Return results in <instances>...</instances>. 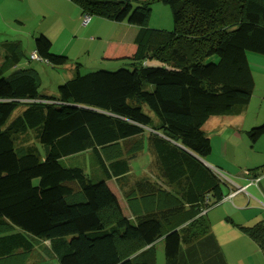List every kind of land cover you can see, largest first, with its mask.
Masks as SVG:
<instances>
[{"label":"trees","instance_id":"1","mask_svg":"<svg viewBox=\"0 0 264 264\" xmlns=\"http://www.w3.org/2000/svg\"><path fill=\"white\" fill-rule=\"evenodd\" d=\"M71 1L83 15L136 27L137 50L115 71L83 74L76 64L47 96L24 41L1 40L0 228L18 232L0 237V264L28 256L36 241L49 243L57 264H157L159 244L164 264H228L208 213L238 189L200 161L212 152L202 127L252 100L248 54L264 56V0ZM156 3L173 9V32L150 27ZM34 48L33 62L55 70L70 62L44 35ZM247 135L264 137V124ZM146 146L160 182L133 178L126 189ZM242 231L264 255L263 223Z\"/></svg>","mask_w":264,"mask_h":264},{"label":"crops","instance_id":"2","mask_svg":"<svg viewBox=\"0 0 264 264\" xmlns=\"http://www.w3.org/2000/svg\"><path fill=\"white\" fill-rule=\"evenodd\" d=\"M11 14L17 17L15 22L23 26H26L24 21L29 15L42 16L44 22H47L44 24L45 27L38 28L37 32L51 42L52 52L58 54L54 51H56V45H60L59 55H65L68 58H70V53L76 55L73 65L63 74L65 77L61 80L63 82L58 81L59 86L60 83L63 84L74 75L76 64L80 65L81 73H84L82 70L85 69L84 61L86 60H91L93 65L110 63L114 67L122 66L123 60L131 58L137 50L134 42L138 31L136 27L97 17H92L90 24L84 27L82 25L83 14L71 0H0V22L3 23L4 27H13L10 20ZM51 15L55 16L56 19L51 20ZM65 15H67L69 24L65 23ZM94 49V53L91 54ZM32 53H35L34 47L28 54L29 59ZM86 57L88 59L83 60ZM248 61L255 83L252 100L248 105L233 113L215 115L206 121L202 129L210 138L212 152L204 161L207 167L220 170L228 178L233 189L245 188L244 191L235 194L232 199L226 198L224 203L218 205V209L211 210L210 214H213L211 221L216 223L217 220L223 219L231 224L232 239L241 251L246 252L245 256L237 260V264H264L263 253L242 231L244 226L251 227L258 223L264 225V137L252 142L247 135V132L253 128L264 124V56L250 53L248 54ZM32 62V60L30 63L26 62V65L35 70L38 75L37 69L31 66ZM37 64L44 66L42 67L44 70L46 68L52 69L46 63ZM96 67L98 66H94L92 71ZM146 147L149 148V146ZM147 155L149 164L151 165V162L153 164L155 156L151 148H149ZM139 156L134 160H137ZM150 165L146 172L141 174L142 176H137L131 165L130 175L137 180L150 178L160 182L158 167L155 166V169H152ZM253 178H260V180L248 186L249 180ZM108 185L111 188L110 183ZM111 190L114 192L112 188ZM116 196L118 197L117 194ZM124 201L125 204L123 205L119 199L123 213L132 220L131 211L125 199ZM6 222L8 223V221ZM8 231L11 233L4 235L17 233L18 229L0 228V232ZM38 242H34L35 247L28 256L25 254L17 258L6 259L5 264H57L55 257L50 254L48 242L42 241L43 244L40 243L39 245L44 248V254L42 253L40 257L35 255V252L39 253L37 251Z\"/></svg>","mask_w":264,"mask_h":264},{"label":"rangeland","instance_id":"3","mask_svg":"<svg viewBox=\"0 0 264 264\" xmlns=\"http://www.w3.org/2000/svg\"><path fill=\"white\" fill-rule=\"evenodd\" d=\"M56 17L51 15V20H55ZM10 20L12 21V26L13 27H4L3 23L0 22V42H2L1 40H3V38H8L10 40H12V36L14 35H18L20 41H24V44L26 46V54L28 55L34 47V41H35V37L40 36V33L37 32V29H41L44 26V24L47 22H44V19L42 16L38 17V16H34V15H29L28 17L25 18L26 21H24L26 23V26L20 25L18 23L15 22V20H17V17H15L14 15L11 14ZM65 23L69 24V20L67 19V15H65ZM150 27L158 30V31H162L165 33H171L174 31V11L173 9L165 4L162 3H156L152 6V12H151V17H150ZM37 35V36H36ZM35 36V37H34ZM65 38H67L65 36ZM17 40V39H15ZM58 54L61 51V47L60 45H56L55 48ZM95 49L93 51H91V54L94 53ZM70 62L69 64H67L64 68L59 69V70H52L49 68H46V70H44L42 67V65L37 64V63H33L31 64L32 68H36L38 71V79H39V86H38V90L40 93H46V94H57L58 92V87H59V83L58 81H61L62 78H65L63 76V74H65L66 71H68V69L71 67V65H73V60L76 59V55L74 56L73 53H70ZM88 59V57L84 58L83 60ZM105 65H108V67H105ZM113 64L110 63H100L98 65H93V62L91 60H86L84 61V70H82V72H84L83 74L87 73V72H91L94 68V66H98L96 67L95 70H100L101 68H104V70H111V71H115L117 70L119 67H121V65L119 66H111ZM147 66H157L160 65V62L157 60H148L146 62ZM108 68V69H105ZM47 71V72H46ZM62 83H60L61 85ZM22 111V108H18L12 115V117L9 120V123ZM28 136V135H27ZM22 144H26L28 142L31 143V138L30 137H26V139H23L21 141H19ZM148 150L149 148L146 147L142 152L141 155L139 156V158L137 160H133L131 161V165H132V169L133 171L136 173L137 176H142L141 174L146 172V170L149 167V157H148ZM151 160V159H150ZM150 167L152 169H155L151 162ZM133 177L131 176H127V180L125 183V188H129L131 182H132ZM111 188L114 190V192L118 195L120 202L124 205L125 201H124V197L119 189L118 184L115 181H111L109 182ZM108 183V184H109ZM218 206H216L214 209L212 210H216ZM210 216V218H209ZM213 214H210V212L208 213V218L209 219H213L212 218ZM212 224V232L214 233L219 245H220V249L223 252V254L226 256V259L228 261V264H237V260H239L240 258H242L243 256L246 255V252L241 251V249L237 246V244H235L234 239H232L233 237L231 236V231H230V223L225 222V220L221 219V220H217L216 223H211ZM227 226V228H226ZM11 233L10 231L8 232H0V236L4 235V234H8ZM41 244H43L42 241H39L37 246H39ZM36 250V248H35ZM37 251L39 252L38 254L35 252V255L37 257L42 256V253L44 254V248H42V246L39 248H37ZM157 264H164V252H163V244H159L157 246Z\"/></svg>","mask_w":264,"mask_h":264},{"label":"built area","instance_id":"4","mask_svg":"<svg viewBox=\"0 0 264 264\" xmlns=\"http://www.w3.org/2000/svg\"><path fill=\"white\" fill-rule=\"evenodd\" d=\"M91 20H92V17H91L90 15H87V14L83 15L82 25H83L84 27H87V26L90 24ZM30 59H31L32 61H39V60H40V57L38 56L37 53H32L31 56H30ZM213 170H214L215 172H218V171L215 170V169H213ZM218 174H220V173L218 172ZM220 175H221V174H220ZM221 176H222V175H221ZM259 180H260V178H259V179H253V180H250L248 186H251V185L257 183ZM244 190H245V188H239L238 191L236 192V194H237V193H240V192H242V191H244ZM233 195H234V194H231L230 197H233Z\"/></svg>","mask_w":264,"mask_h":264},{"label":"water","instance_id":"5","mask_svg":"<svg viewBox=\"0 0 264 264\" xmlns=\"http://www.w3.org/2000/svg\"><path fill=\"white\" fill-rule=\"evenodd\" d=\"M45 153L47 154L48 153V148H45ZM204 165L207 166L206 162L204 160H200ZM210 167V166H209Z\"/></svg>","mask_w":264,"mask_h":264}]
</instances>
